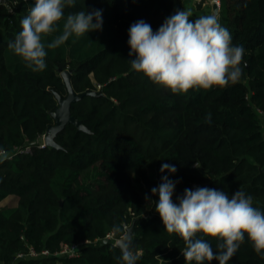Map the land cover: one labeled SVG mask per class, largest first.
I'll use <instances>...</instances> for the list:
<instances>
[{"label": "trees", "instance_id": "1", "mask_svg": "<svg viewBox=\"0 0 264 264\" xmlns=\"http://www.w3.org/2000/svg\"><path fill=\"white\" fill-rule=\"evenodd\" d=\"M190 2L76 0L65 19L102 10V30L46 48V68L33 72L8 44L34 0H0V149L31 147L0 161V202L18 197L16 206L0 207V264H119L117 240L104 239L124 238L131 225L137 264H186L184 241L165 231L155 211L151 189L163 176L176 182L174 202L185 189L229 197L241 189L264 211V0H220L219 23L245 49L236 83L173 94L131 68L129 27L143 20L155 32ZM189 8L192 20L207 15L201 3ZM66 69L77 93L97 92L71 105L87 130L67 123L55 137L60 147L42 146L57 94L68 95ZM165 164L176 172H161ZM205 239L218 251L216 239ZM74 244V254L62 252ZM228 264H264V256L245 235Z\"/></svg>", "mask_w": 264, "mask_h": 264}, {"label": "clouds", "instance_id": "2", "mask_svg": "<svg viewBox=\"0 0 264 264\" xmlns=\"http://www.w3.org/2000/svg\"><path fill=\"white\" fill-rule=\"evenodd\" d=\"M75 3L76 0H34L20 21L22 30L8 48L33 72L46 68V48L54 50L73 35L80 38L102 30V10L79 11L65 19V8ZM191 16L190 10L178 9L155 32L143 20L134 22L128 30L129 56H135L130 60L131 68L173 94L236 83L243 72V46L232 44L230 32L219 23L216 14L195 20ZM62 20V33L46 44V38L60 30ZM206 122L211 123V114ZM7 158V152L0 149V161ZM165 170L176 172L174 166L167 164L161 167V172ZM175 187L176 182L163 176L151 193L159 196L158 202L154 201L155 211L165 231L184 241L182 255L186 264H211L213 260L228 264L244 243L245 235L255 253L264 256V211L253 206L250 195L239 189L229 197L224 191L197 187L185 189L174 202ZM145 199L149 197L146 195ZM113 230L118 232L119 228ZM205 237L218 241V251ZM120 249L121 255L116 257L119 264H137L140 255L132 250L130 240L122 243Z\"/></svg>", "mask_w": 264, "mask_h": 264}, {"label": "water", "instance_id": "3", "mask_svg": "<svg viewBox=\"0 0 264 264\" xmlns=\"http://www.w3.org/2000/svg\"><path fill=\"white\" fill-rule=\"evenodd\" d=\"M218 5L216 3L213 4V9L215 12H218ZM64 79L66 81L68 87V95L66 97H62L61 95L57 94L59 100V106L53 111V116L55 118V123L50 125L44 134L45 144L54 145L60 147V145L56 142L55 137L56 135L65 128L67 123H74L77 127L81 129L87 130V127L83 124V122L77 119L71 112V105L72 103L80 100L85 94H95L97 93L95 90H87L83 93H77L72 86L71 83V75L64 74ZM133 234V225L128 227L127 234L124 238H119L116 242V245L120 246L122 243L128 242ZM110 238L109 236L104 239V241H108Z\"/></svg>", "mask_w": 264, "mask_h": 264}, {"label": "rangeland", "instance_id": "4", "mask_svg": "<svg viewBox=\"0 0 264 264\" xmlns=\"http://www.w3.org/2000/svg\"><path fill=\"white\" fill-rule=\"evenodd\" d=\"M177 1H179V0H177ZM191 1L192 2L186 4V5H188L185 8L186 10H191L189 8L190 5H195V8H196L198 6V3H201V5L204 7V10L206 11L207 15L208 14H216V15H218V13H216L215 10L213 9V4L214 3H216V4L219 3V8H220L221 2H216V0H191ZM192 3H194V4H192ZM195 8H193V10H196ZM219 8H218V11H219ZM182 9H184V8H181L179 10H182ZM62 73H64V74H68L69 73L71 75V72H70L69 69L62 70L61 74ZM40 141H45L44 137H42L40 139ZM17 203H18V197L16 195H10L9 197H7L6 199H4L3 201L0 202V206H2V207H13V206H16ZM109 238H115V241L118 240L113 234L109 235Z\"/></svg>", "mask_w": 264, "mask_h": 264}, {"label": "built area", "instance_id": "5", "mask_svg": "<svg viewBox=\"0 0 264 264\" xmlns=\"http://www.w3.org/2000/svg\"><path fill=\"white\" fill-rule=\"evenodd\" d=\"M216 2H220L219 0L217 1L216 0ZM218 4V7H219V3H217ZM42 137H44V135L42 136ZM41 143V145L42 146H44V145H46L45 144V141H40ZM30 149H31V147H30V145H28V146H25V147H22V148H18L15 152H7V154H8V158H11V157H13V155L16 153V152H29L30 151ZM5 151V150H4ZM77 247H78V245L77 244H74V245H72L71 247H66L62 252L63 253H69V254H74L75 253V251L77 250ZM43 253H48V251L47 250H44L43 251ZM29 254H31V255H37L38 253L33 249ZM24 255V253H19L18 255H17V257H21V256H23Z\"/></svg>", "mask_w": 264, "mask_h": 264}, {"label": "crops", "instance_id": "6", "mask_svg": "<svg viewBox=\"0 0 264 264\" xmlns=\"http://www.w3.org/2000/svg\"><path fill=\"white\" fill-rule=\"evenodd\" d=\"M3 201V200H2ZM0 207H2V206H0Z\"/></svg>", "mask_w": 264, "mask_h": 264}]
</instances>
